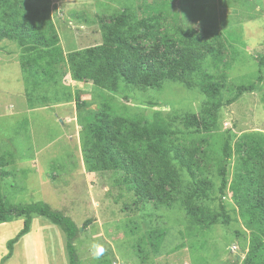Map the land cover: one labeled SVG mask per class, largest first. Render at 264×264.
<instances>
[{
  "label": "rangeland",
  "instance_id": "obj_1",
  "mask_svg": "<svg viewBox=\"0 0 264 264\" xmlns=\"http://www.w3.org/2000/svg\"><path fill=\"white\" fill-rule=\"evenodd\" d=\"M9 3L8 13L14 15L19 11L30 17L29 24L41 23L43 19L49 23L55 4L56 22L62 26L59 27L62 39L59 44L66 54L100 45L103 24L123 12L139 20L146 15L142 11L144 3L152 4L157 12L177 19L182 29L200 36L207 32L222 35L221 56L225 64L222 71L227 76V84L216 126L210 132L195 133L181 126L178 118L183 114L198 115L203 108V97L178 84L114 94L101 92L92 84L70 83V76L66 74L60 87L70 90L72 102L60 109L55 108L60 104L47 107L37 104L27 115L25 111L18 112L23 111L25 105L29 107L27 93H38L48 102L53 98L52 92H47L51 88L46 82L38 88L31 81L26 83L20 65L21 62L26 64L22 53L25 49L16 41H1L0 107H3L0 114L4 116H0V161L14 164V171L8 169L12 176L4 181L0 179L4 202L15 207L46 199L47 205L59 212L60 203L68 199L87 197L96 202L88 203L95 207L101 202L105 217L111 222L106 232L96 233L93 228L87 232L92 219L85 212L80 211L70 218L80 230L89 222L83 228V238L87 240L84 249L79 248L78 264H110L113 256L116 264H244L245 259L252 256L253 244H258L256 238L263 246L255 264H261L264 238L246 225L248 215L233 200L230 186L236 181V170L247 159L248 149L243 138L249 136L256 141L264 138V68H258V59L264 54V0H9ZM158 34L154 33L149 40L142 39L143 33L139 36L138 32L130 41L134 45L154 43ZM32 45L28 42L26 49ZM28 66L32 64L27 63L25 68ZM251 85L254 86L252 92L243 93L228 105L238 87ZM74 95L79 103H85L80 111H76ZM103 102L111 107V113L143 126L155 122L170 126L173 133L168 139L194 155L198 165L196 179L205 183L208 199L196 200L205 209L204 217L190 218L180 198L166 207L139 196V177L133 173L86 171L82 139L87 129L83 119L86 111L97 110ZM226 146L230 152L228 159H224ZM27 163H34L42 175H48L45 187L48 196L33 193L38 187L34 189L36 186L24 177L27 172L22 170ZM221 170L225 171L227 184L224 194L219 193ZM179 172L183 189L189 187L191 182L185 170L179 169ZM220 205L224 206L229 220L218 216ZM214 216H218L217 221L209 223ZM100 217L105 219L103 215ZM14 228L15 225L0 230V238H6ZM153 229L165 231L157 254H153L147 239ZM88 251L95 252L91 263L86 261ZM105 252L109 262L104 260Z\"/></svg>",
  "mask_w": 264,
  "mask_h": 264
},
{
  "label": "trees",
  "instance_id": "obj_2",
  "mask_svg": "<svg viewBox=\"0 0 264 264\" xmlns=\"http://www.w3.org/2000/svg\"><path fill=\"white\" fill-rule=\"evenodd\" d=\"M145 4L142 7L145 17L137 20L135 16L123 12L102 25L100 45L64 55L51 20L49 23L43 19L41 23L29 24L30 17H25L19 11L11 15L8 13L9 0H0V42H18L25 49L22 53L26 56V64H20L25 82L31 81L35 88L46 82L51 88L47 92L53 94L51 101L47 102L38 93H27L29 108L35 109L37 104L47 107L49 104L72 102L70 90L60 87V84L63 85L61 79L66 74L74 82L92 84L101 92L114 94L123 93L124 90H154L165 84H178L203 97V108L198 115L183 114L178 118L181 126L195 133L212 131L227 84V76L222 71L225 67L221 56L222 35L207 32L200 36L192 30L182 29L177 19L157 12L152 4ZM138 32L139 36L143 33L142 39L152 40L154 33L159 37L158 40L154 38V43L134 45L130 37ZM28 42L33 45L26 49ZM27 63L32 66L25 68ZM258 68H264V54L258 59ZM253 89V85L238 87L228 105ZM73 100L76 111L85 106L84 102H78L77 95ZM110 108L103 102L97 110L85 112L83 122L87 135L82 139V153L86 171L133 173L139 177V196L166 207H171L180 198L190 218L204 217L205 209L196 200L208 199L205 183L196 179L198 165L194 155L168 139L173 133L170 126L162 122L143 126L133 119L111 113ZM112 125L115 128L112 129ZM243 139L248 155L235 172L236 181L230 186V192L237 206L248 215L246 225L264 238V138L261 141L249 136ZM224 155V159L230 157L227 146ZM3 167V161H0V169ZM179 169L185 170L191 182L184 189ZM4 174H0V179ZM220 175L219 193L224 194L227 187L225 171L221 170ZM183 193L184 196H181ZM219 207L218 216L229 220L224 206ZM33 216L44 217L64 232L69 264H78L74 241L79 231L70 218L53 211L44 203L9 207L4 202L1 190L0 224L22 218L23 227L7 242V254L0 264L10 259L13 246L29 232ZM218 216L211 217L208 222L215 223ZM88 224V221L85 222L83 228ZM164 237L165 231L162 229L148 232L147 239L153 254L158 253ZM255 240L258 244H253L250 249L252 256H248L244 264H255V259L259 257L263 244L259 238Z\"/></svg>",
  "mask_w": 264,
  "mask_h": 264
},
{
  "label": "crops",
  "instance_id": "obj_3",
  "mask_svg": "<svg viewBox=\"0 0 264 264\" xmlns=\"http://www.w3.org/2000/svg\"><path fill=\"white\" fill-rule=\"evenodd\" d=\"M56 5L54 4L51 9V22L54 26V29L57 32V35L60 39V32L59 27L62 28V26L57 24L56 22ZM79 33H77L78 37ZM64 53V52H63ZM66 55V53H64ZM70 83H74L71 78L69 77ZM77 83V82H75ZM78 84V83H77ZM27 104V102H26ZM70 104V103H67ZM67 104H60L56 105V109H60L61 107H64ZM3 107V106H2ZM2 107H0V110H2ZM24 111L27 113H31L34 111V109H29L27 105H25L23 111H18L24 113ZM17 112V113H18ZM0 116H4L3 114H0ZM9 171H14V164H4V167L0 170V174H4L2 177V180L4 181L6 177H11L12 174L9 173ZM22 170L27 172V176L24 177L27 178L28 181L34 183L36 188L38 189L34 190L33 193L37 191V193L41 194L42 197L48 196L45 187L47 188L48 175H42L40 173L39 167L35 166V164H23ZM28 196L31 197V192L27 193ZM49 201L46 199H42L40 201H37L36 203H44L48 204ZM84 202L87 203L84 204ZM95 202L94 200H90V198L85 197L83 200L80 198L77 199H71V200H64L60 207V212L63 213L65 216L72 218L74 214L79 213L80 211L85 212L87 215H91L92 222L89 225L90 227H87L86 231L88 232L90 229H94L96 233L106 232V229L110 228V223L108 222V217H105V208L101 207V202H97V206H93L88 203ZM96 203V202H95ZM35 204V203H34ZM26 205H30L27 203ZM107 209V208H106ZM81 212V213H82ZM101 215H103V218L101 219ZM17 221H12L9 223L0 224V230L8 229L15 225V228L6 238H0V260L6 255L7 250L5 249L6 243L13 239L17 233L21 230L23 227V219L18 218L15 219ZM79 233L77 238L75 239V248L76 253L78 257V263L80 260V253L79 248L84 249L85 241L87 239L83 238L85 231L83 229V226L81 230L78 226H76ZM90 239L93 241V237L91 236ZM66 236L64 232L56 225H53L50 221L45 219L44 217L39 216H33L31 220V225L29 232L21 237L18 242L13 246V252L10 257L4 264H69V258L67 253V247H66ZM88 256H86L89 263L93 261L95 257V252L88 251ZM99 257V256H98ZM104 260H107L106 252L104 253ZM111 263L110 264H116L114 256L110 258ZM109 262V261H108Z\"/></svg>",
  "mask_w": 264,
  "mask_h": 264
},
{
  "label": "clouds",
  "instance_id": "obj_4",
  "mask_svg": "<svg viewBox=\"0 0 264 264\" xmlns=\"http://www.w3.org/2000/svg\"><path fill=\"white\" fill-rule=\"evenodd\" d=\"M99 251L102 252V249H100Z\"/></svg>",
  "mask_w": 264,
  "mask_h": 264
}]
</instances>
